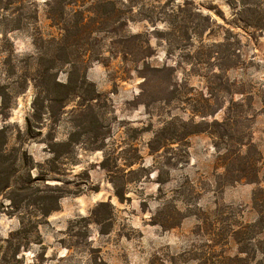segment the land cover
<instances>
[{
	"label": "rangeland",
	"instance_id": "374dc122",
	"mask_svg": "<svg viewBox=\"0 0 264 264\" xmlns=\"http://www.w3.org/2000/svg\"><path fill=\"white\" fill-rule=\"evenodd\" d=\"M68 2L0 0V129L21 156L0 264H264V238L231 232L264 214V0ZM49 168L40 191L76 193L12 209Z\"/></svg>",
	"mask_w": 264,
	"mask_h": 264
},
{
	"label": "trees",
	"instance_id": "16d2710c",
	"mask_svg": "<svg viewBox=\"0 0 264 264\" xmlns=\"http://www.w3.org/2000/svg\"><path fill=\"white\" fill-rule=\"evenodd\" d=\"M66 1L67 3H65ZM68 1L70 0H58V2H61L64 4L63 6L61 5V12L64 9V6L69 4ZM109 4H111L113 9L114 7H116L114 2L110 1ZM246 10L250 11L251 9L246 8ZM74 28H75V31H73L72 33L69 32L67 28H64L63 38H68L69 35H73V34L76 35L81 30L80 27H76V24H74ZM48 62L51 66L49 65L46 68H44L43 72L45 73V76L48 75L50 70L51 71L53 70V65H54L53 62L52 61H48ZM66 62L69 63V61H66ZM83 72H84V68H83ZM50 76L52 77V73L50 74ZM81 80L82 82H84L85 80L84 74L81 76ZM55 86L65 90L63 92H56V97L59 98V101H60V99H62L60 97L64 95V93L66 94L67 91H71L72 89H75L77 85H69V79H68V81L65 83L55 82ZM69 87L71 90H68ZM44 91L46 95L48 96L46 98L47 100L51 101L55 99L54 95L50 94L49 92L50 90L48 86H44ZM5 94H6L5 92H0V95L2 96ZM49 112L51 113L50 110ZM40 116H41L40 113L39 114L36 113V117H40ZM27 126H28L27 130L29 131L30 129L29 120H27ZM60 144L63 146V145H67L68 143L63 142ZM5 146H6V135L3 129H0V192H2L4 189L9 187L8 183L11 178L12 169H14L16 158L17 157L21 158V156H18V155L10 157V153L6 151ZM12 150L16 151L17 149L16 147H14ZM106 161H107V157H104L103 162L105 163ZM32 167L33 166H30V169H32ZM53 167L56 168V166H53ZM48 172H56V171L53 168H49L46 170H42V169L38 170V174L36 176L31 178L29 175L27 179H22L20 184L11 188L10 190L11 196H8V199L10 200L9 206H11L12 209L17 210L19 205H21V203L25 205H30L34 207L35 209H37L41 216H47L50 212L58 209V202H59V199L63 196V193H73V194L76 193V192L64 191V189L58 186L57 184L53 186H50L49 184H45L47 185V189L45 191H40V189L38 188V183L41 181V177L48 174ZM158 182H161V181L158 180ZM115 195L120 201L124 199L123 193H121L117 188L115 189ZM259 201H261V203L264 205V194L262 193V190L254 193L253 195L254 207L257 205ZM0 208L1 209L4 208L2 204L0 205ZM108 208H110V203L103 202V201L98 202L91 211L94 221L103 226L108 225V222L110 220V215H111V210ZM257 211H258V221L256 223L251 224V225H246V226H240L238 230H231L232 234L241 233L243 234V237H244L243 239L247 238L246 240H248V242L252 240H255L256 242H261V240L264 238V232H263L264 230H261L264 214L261 213V211L259 210ZM1 212L2 211L0 210V213ZM102 233H103V230H102Z\"/></svg>",
	"mask_w": 264,
	"mask_h": 264
}]
</instances>
